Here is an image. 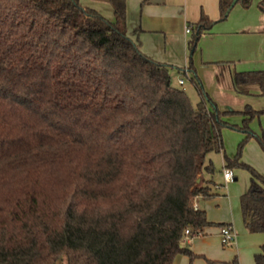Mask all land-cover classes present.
I'll use <instances>...</instances> for the list:
<instances>
[{
	"label": "trees",
	"instance_id": "trees-1",
	"mask_svg": "<svg viewBox=\"0 0 264 264\" xmlns=\"http://www.w3.org/2000/svg\"><path fill=\"white\" fill-rule=\"evenodd\" d=\"M232 1L218 0L220 19ZM109 2L113 20L79 0H0V264H172L180 253L191 263L185 229L227 224L194 207L217 195L213 151L250 171L241 217L264 232V176L227 155L221 133L253 136L248 122L264 109H210L201 88L193 104L173 67L128 34L125 0ZM214 22L200 14L190 50ZM232 80L264 95V69Z\"/></svg>",
	"mask_w": 264,
	"mask_h": 264
},
{
	"label": "crops",
	"instance_id": "crops-1",
	"mask_svg": "<svg viewBox=\"0 0 264 264\" xmlns=\"http://www.w3.org/2000/svg\"><path fill=\"white\" fill-rule=\"evenodd\" d=\"M79 2L94 8L109 20L114 19L109 0ZM125 3L127 32L139 42L145 54L173 68L182 69L186 75L195 73L214 105L219 101L224 102L227 108H234L228 99L231 98L239 104L263 109L264 102L260 104L258 100H253L254 103L252 101V98L264 99L259 86L235 85L232 76L234 72L241 70L237 65L239 63L245 62L247 67L264 63V10L258 6L245 10L246 13L239 10L227 20L220 19L218 0H125ZM235 5H238L237 2L233 7ZM202 12L215 22L209 30L201 33L195 48L190 50L188 36ZM248 13L255 14V20L248 18ZM240 14L244 18L240 19ZM186 26H189V31L185 30ZM258 104L262 107H256ZM215 189L217 190V185ZM197 205L199 206L198 202ZM210 228L211 226L207 227L200 235H206ZM219 230L220 226H217V233ZM195 238L196 236L183 242L195 254L194 258L198 255L197 245L206 242L205 239L202 242L194 241ZM255 246L257 253L262 250L264 243H255ZM192 261L190 263L189 256L180 253L174 257L172 264H193Z\"/></svg>",
	"mask_w": 264,
	"mask_h": 264
},
{
	"label": "rangeland",
	"instance_id": "rangeland-1",
	"mask_svg": "<svg viewBox=\"0 0 264 264\" xmlns=\"http://www.w3.org/2000/svg\"><path fill=\"white\" fill-rule=\"evenodd\" d=\"M260 1L261 0H250V4L247 7H244L241 2H237L238 5H235L230 9L226 17L227 20H230V18L237 14L239 10V12L246 13L245 10H250V8L254 9L255 6H258ZM248 16V18L255 20V14L251 15V13H248ZM241 18H244V16L240 14V19ZM191 36L192 33L189 34L188 41L191 39ZM187 53L189 55V50ZM237 65L241 67V70L264 68V63H257L256 67H254L255 64L247 67L248 65L245 62ZM170 71L171 83L174 86L183 89L193 104H195L200 98L198 88H201L204 93L207 92L195 73L190 72L186 75L182 69L179 70L178 68H171ZM180 78L183 79V83H179ZM228 99H230L229 102L234 108H231V106L229 108L225 107L224 102L218 101L215 105L208 100L206 102L210 109H213L215 106L219 110H244V103L239 104L236 100H232L231 98ZM253 100H258L260 104L261 102H264L263 98L256 100L252 98V101ZM260 104L255 106L262 107ZM224 118L228 122L237 124L238 126L243 124V115L240 112L228 113ZM248 125L254 132V135L247 139H245V134L237 127L233 128L226 126L222 128L221 133L224 151L229 156L238 154L240 161L250 165L264 176V113H257L254 115L249 120ZM206 160L211 162L214 168L211 178L215 184H217V190L215 191L217 195L206 199L200 198L198 200L199 206L200 208L205 209L209 221L231 222L236 232L237 243L230 246H223L220 234L217 233V225H212L206 235L196 236L194 241L202 242V239H205L206 242L197 245L196 251L198 252V255L193 259L192 263L255 264L254 254L257 248L255 243H264V234L260 232H249L245 229L239 203L240 195L245 191L249 184L251 173L248 169L243 167H231L235 179L225 182L223 179V152L213 151L207 155ZM57 264H66L65 258L63 257Z\"/></svg>",
	"mask_w": 264,
	"mask_h": 264
},
{
	"label": "built area",
	"instance_id": "built-area-1",
	"mask_svg": "<svg viewBox=\"0 0 264 264\" xmlns=\"http://www.w3.org/2000/svg\"><path fill=\"white\" fill-rule=\"evenodd\" d=\"M186 31H189V26H186ZM183 79H179V83H182ZM223 179L225 182H229L231 179H233V172L230 168L224 167L223 168ZM198 205L195 203L194 207H197ZM219 234L221 237L222 245L223 246H230L236 242V232L232 226V224L227 223L223 226H220ZM197 236L196 234L192 233L189 228H186L184 231V240L185 239H191L193 237Z\"/></svg>",
	"mask_w": 264,
	"mask_h": 264
},
{
	"label": "water",
	"instance_id": "water-1",
	"mask_svg": "<svg viewBox=\"0 0 264 264\" xmlns=\"http://www.w3.org/2000/svg\"><path fill=\"white\" fill-rule=\"evenodd\" d=\"M235 2H236V0H233V1H232V5H234V4H235Z\"/></svg>",
	"mask_w": 264,
	"mask_h": 264
}]
</instances>
